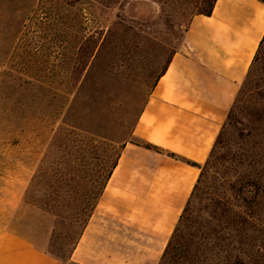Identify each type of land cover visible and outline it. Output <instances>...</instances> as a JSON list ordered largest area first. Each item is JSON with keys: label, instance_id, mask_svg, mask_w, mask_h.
<instances>
[{"label": "rangeland", "instance_id": "1", "mask_svg": "<svg viewBox=\"0 0 264 264\" xmlns=\"http://www.w3.org/2000/svg\"><path fill=\"white\" fill-rule=\"evenodd\" d=\"M208 3L0 0V230L76 264L64 220L90 211L114 152L136 142L159 75ZM215 158L158 264H264V48Z\"/></svg>", "mask_w": 264, "mask_h": 264}, {"label": "crops", "instance_id": "2", "mask_svg": "<svg viewBox=\"0 0 264 264\" xmlns=\"http://www.w3.org/2000/svg\"><path fill=\"white\" fill-rule=\"evenodd\" d=\"M264 38V4L216 0L158 79L74 250L76 264H158ZM158 149L148 150L142 144ZM170 155H175V159ZM7 209V208H4ZM11 214V212H9ZM10 215L2 223L12 222ZM0 264H62L0 230Z\"/></svg>", "mask_w": 264, "mask_h": 264}, {"label": "trees", "instance_id": "3", "mask_svg": "<svg viewBox=\"0 0 264 264\" xmlns=\"http://www.w3.org/2000/svg\"><path fill=\"white\" fill-rule=\"evenodd\" d=\"M209 1V3H208V7H207V9H205V10H203L202 12H200L199 13V15H204V16H210L211 15V13H212V10H213V8H214V5H215V3H216V0H208ZM259 2H261V3H263L264 4V1L263 0H258ZM263 48H264V38H263V40L261 41V44H260V46H259V49H258V52H257V54H256V56H255V59H254V62H253V64H252V67H251V69H250V72L252 71V69L259 63V61L261 60V56L263 55ZM95 50H96V47H93V49H92V51H91V53H90V55H89V58H91L92 56H93V54H94V52H95ZM170 63V62H169ZM168 63V64H169ZM168 66V65H167ZM167 68V67H166ZM166 68L164 69V71L159 75V77H158V79L164 74V72H165V70H166ZM250 72H249V74H248V76H247V78L249 77V75H250ZM158 79H157V81H158ZM156 81V82H157ZM236 103V102H235ZM234 106H235V104H234ZM233 106V107H234ZM233 107H232V109H231V111H230V113H229V115H228V118H227V121H226V123L224 124V126L222 127V130H221V132H220V135H219V137H218V139H217V141H216V143H215V145H214V148H213V150H212V153H211V156H210V158L208 159V161L203 165L205 168L206 167H209V166H211V164H212V162L214 161V159H216L215 158V153H216V150H217V146L218 145H221L222 143H223V139H224V135H225V127H229V126H231V121H232V119H233ZM108 142H109V146L114 150V147H115V145H117L118 144V142H115L114 140H108ZM142 146L144 147V148H146V149H148V150H156V151H158V149L156 148V147H154V146H152V145H150V144H146V143H144V144H142ZM124 147H122V149H123ZM122 149H121V151H122ZM115 154L111 157V161H110V163H109V165H108V168H107V173H106V177H105V182H104V184L102 185V188H101V190L97 193V195L95 196V203H94V205L92 206V208L90 209V211L88 212V210H86L85 208H79L78 210H77V213H75L76 214V218H74V219H67V220H64V221H66L67 223H65V224H67V226L71 229V233L74 235V238H75V241H76V244L78 243V241L80 240V238H81V236H82V234H83V232H84V230H85V228H86V225H87V223H88V220H89V218H90V216L92 215V213H93V211H94V209H95V207H96V204H97V202H98V200H99V197L101 196V194H102V192H103V189H104V187H105V185H106V183H107V181H108V179L110 178V176H111V174H112V171L116 168V165H117V162H118V159H119V157H120V154H121V152L120 153H117V151H115L114 152ZM171 157H173V158H175V159H179L178 157H176L175 155H170ZM187 164H189V165H191V166H193V167H197V168H199L200 170H201V173H200V176H199V179H198V181H197V184L195 185V188H194V191L192 192V195H191V198L195 195V193L197 192V190L199 189V185H200V183H201V179L203 178V176H204V170H202V168L203 167H200V166H198V165H196V164H194V163H192V162H190V161H185ZM190 198V199H191ZM190 201V200H189ZM188 204H189V202H188ZM187 204V205H188ZM187 211V206H186V208L184 209V212H183V214H182V216H181V218H180V221H179V223H178V225H177V227H176V229H175V231H174V233H173V235H172V237H171V239H170V241H169V243H168V245H167V247H166V249H165V251H164V254H163V256H162V258H161V262L163 263H165V261H167V259H169L171 256H172V254H173V252L177 249V246H175V240H176V238H177V235H178V232H179V226H180V224H181V221L183 220V215H184V213ZM78 217V218H77ZM64 223H61V225L63 226V224ZM64 224V225H65ZM262 247H260L259 249H261ZM262 250V249H261ZM264 250V249H263ZM50 255H52L54 258H56V259H58L56 256H54L52 253H50V252H48ZM59 260V259H58ZM60 261V260H59Z\"/></svg>", "mask_w": 264, "mask_h": 264}]
</instances>
